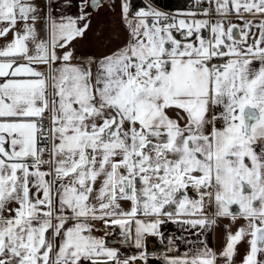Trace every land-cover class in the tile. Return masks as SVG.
I'll return each mask as SVG.
<instances>
[{"label": "snow or ice", "instance_id": "obj_1", "mask_svg": "<svg viewBox=\"0 0 264 264\" xmlns=\"http://www.w3.org/2000/svg\"><path fill=\"white\" fill-rule=\"evenodd\" d=\"M78 8L41 39L33 0H0V264H149L169 222L199 246L164 264H234L242 243L264 264V0ZM101 8L106 51L82 55ZM238 217L219 254L199 239Z\"/></svg>", "mask_w": 264, "mask_h": 264}, {"label": "crops", "instance_id": "obj_2", "mask_svg": "<svg viewBox=\"0 0 264 264\" xmlns=\"http://www.w3.org/2000/svg\"><path fill=\"white\" fill-rule=\"evenodd\" d=\"M33 2L38 5L40 11L38 13L39 19L35 22V24H46V0H33ZM70 6L68 7L71 10V15L75 16L78 14L79 12V8L78 5L80 3V0H70ZM118 12V9H117ZM114 15L112 12L110 13H99L98 15L95 13H93L94 18H92V24H100L99 28H103L105 26L107 22V19L111 16ZM233 22H236L235 17H233ZM4 25L0 24V27H3ZM97 31H99L98 28H96ZM94 30V29H93ZM95 31V30H94ZM13 38L12 34H9L7 38H5V42H0V46H3L5 43H7L8 41H10ZM3 39V38H0ZM80 50L79 48L76 47V51ZM89 49L84 50V53L90 54ZM80 52V51H78ZM83 52V51H81ZM92 54V53H91ZM127 206V205H126ZM206 211H208L209 213H211L213 210L212 209H206ZM245 221L242 218H237L235 222H233L231 220V218H219L217 219V223L213 226H210L207 230L204 231V234L202 236L199 237L200 240H204L208 247L212 248L213 250H215L217 252V254H219L224 246L222 248L217 249V243L218 241L216 240V229H218L219 227L222 228L225 225H228L229 227H231L232 229L237 228L240 225H244ZM184 227L185 226H181L178 224H173L171 222H169L167 225H165L162 228V231L166 234V238L161 242L159 240V238H157V241L161 242L163 244V251L161 253L158 254H153V255H149V264H164V257L165 256H176V255H180L183 256L184 253L191 251H195V249L199 246L198 244V240L197 237L194 235H191L190 232H186L184 231ZM196 231V230H193ZM233 233L235 231H232ZM97 235H102V233H95ZM227 234L224 235V244H226V238H227ZM180 238V237H185L187 240L189 241H194L196 243H186L183 239H180L178 244L176 245V247L172 248L171 251H169V239L168 238ZM149 247L152 248L153 247V243L151 241V239L149 238ZM116 247H120V245H113ZM243 249L241 250V252L239 253V257H234V264H240V261L242 259V257L244 256V254L246 253L247 250V244L244 243ZM134 249H127L128 254H131L132 252H134ZM139 264V262H138ZM217 264H224V261L218 260Z\"/></svg>", "mask_w": 264, "mask_h": 264}, {"label": "rangeland", "instance_id": "obj_3", "mask_svg": "<svg viewBox=\"0 0 264 264\" xmlns=\"http://www.w3.org/2000/svg\"><path fill=\"white\" fill-rule=\"evenodd\" d=\"M70 0H46L45 4H46V24H35L36 28H37V32L38 35L40 36L41 39H45L48 37L49 32H50V26H49V20L48 17L52 16L54 18H59L60 16H65V15H71V10L68 8L71 4H70ZM116 19V17L114 15H111L108 19L107 22L111 23L112 21H114ZM93 29L95 30L94 32L96 34H94V32H89L87 34V37L80 40V54H85L84 50L89 49V53L92 55H96L99 56L102 53H104L106 51L105 48H103L100 44V42L97 39V36L99 35V31H97V26L98 24H92ZM100 26V24H99ZM22 28V25L20 26ZM5 42V38L0 39V42ZM78 45V44H77ZM83 51V52H81ZM75 62V61H74ZM243 225L238 226L237 228L232 229L231 227H229L228 225H225L222 230L221 227H219L218 229H216V240L218 241L217 243V249L222 248L223 246H225L224 244V235H226V233L230 230L232 231H236L239 227H241ZM244 243L238 245V255L235 257H239V253L241 252V250L243 249Z\"/></svg>", "mask_w": 264, "mask_h": 264}, {"label": "trees", "instance_id": "obj_4", "mask_svg": "<svg viewBox=\"0 0 264 264\" xmlns=\"http://www.w3.org/2000/svg\"><path fill=\"white\" fill-rule=\"evenodd\" d=\"M136 2H139V0H136ZM191 3L192 0H159L160 6L169 11L187 7Z\"/></svg>", "mask_w": 264, "mask_h": 264}, {"label": "water", "instance_id": "obj_5", "mask_svg": "<svg viewBox=\"0 0 264 264\" xmlns=\"http://www.w3.org/2000/svg\"><path fill=\"white\" fill-rule=\"evenodd\" d=\"M151 241H152V239H151ZM163 247L164 246H163V244L161 242L156 241V243H153V247L150 248L149 255L161 253L163 251Z\"/></svg>", "mask_w": 264, "mask_h": 264}, {"label": "flooded vegetation", "instance_id": "obj_6", "mask_svg": "<svg viewBox=\"0 0 264 264\" xmlns=\"http://www.w3.org/2000/svg\"><path fill=\"white\" fill-rule=\"evenodd\" d=\"M101 12H103V13H110L111 11H108V10L105 9V8H101L100 11H99V13H101ZM94 14H95V12H94ZM92 18H94V16H92ZM86 37H87V36H86ZM86 37H85V38H86ZM77 44H78V45H77ZM79 44H80V40L76 43V47H77V48L80 47ZM79 49H80V48H79Z\"/></svg>", "mask_w": 264, "mask_h": 264}, {"label": "built area", "instance_id": "obj_7", "mask_svg": "<svg viewBox=\"0 0 264 264\" xmlns=\"http://www.w3.org/2000/svg\"><path fill=\"white\" fill-rule=\"evenodd\" d=\"M169 11V10H168Z\"/></svg>", "mask_w": 264, "mask_h": 264}]
</instances>
